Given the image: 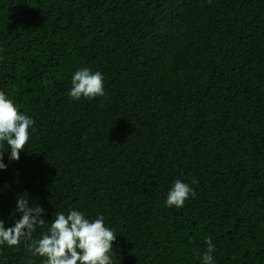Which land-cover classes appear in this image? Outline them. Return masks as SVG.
Returning <instances> with one entry per match:
<instances>
[{
  "label": "trees",
  "instance_id": "1",
  "mask_svg": "<svg viewBox=\"0 0 264 264\" xmlns=\"http://www.w3.org/2000/svg\"><path fill=\"white\" fill-rule=\"evenodd\" d=\"M104 96H69L73 74ZM0 91L34 120L0 169V219L18 196L45 209L0 264L57 213L104 217L113 264H264V0H0ZM196 193L165 201L176 180Z\"/></svg>",
  "mask_w": 264,
  "mask_h": 264
},
{
  "label": "clouds",
  "instance_id": "2",
  "mask_svg": "<svg viewBox=\"0 0 264 264\" xmlns=\"http://www.w3.org/2000/svg\"><path fill=\"white\" fill-rule=\"evenodd\" d=\"M69 96L79 100L82 96L92 99L104 96L102 74L88 68L77 70L71 79ZM34 120L20 112L13 101L0 91V143L6 142L10 154L8 159L19 160L21 151L29 141V128ZM4 151H0V169H6L3 162ZM195 198V191L181 180H176L165 201L169 207H183L189 197ZM16 211L22 213L11 226L6 227L0 219V244L9 247L19 245L21 238H29L37 225H43L45 209L29 206L28 199L18 196ZM117 235L104 224V217L95 220L85 218L78 210H70L67 215L57 213L42 238L28 246L31 256L45 258L44 264H113L110 253ZM207 251L202 254L201 264H213L212 253L215 245L211 237L206 238Z\"/></svg>",
  "mask_w": 264,
  "mask_h": 264
}]
</instances>
